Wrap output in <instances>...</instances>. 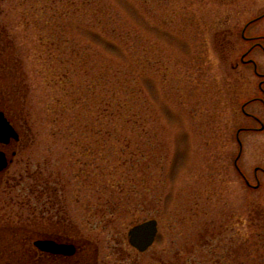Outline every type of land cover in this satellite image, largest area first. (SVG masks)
Here are the masks:
<instances>
[{"label": "rangeland", "instance_id": "obj_1", "mask_svg": "<svg viewBox=\"0 0 264 264\" xmlns=\"http://www.w3.org/2000/svg\"><path fill=\"white\" fill-rule=\"evenodd\" d=\"M90 1L0 0V106L22 138L0 200L7 191L35 207L38 192L54 196L83 234L72 236L85 242L86 264H181L178 255L186 264H264V105L242 112L264 96L251 64L240 63L247 45L225 43V27L263 12L264 0H248L247 10L246 0ZM251 26L249 36L264 35V18ZM248 60L264 74V50ZM118 81L143 125L102 117L105 99L116 107ZM152 219L155 243L138 253L127 234ZM17 223L0 235V264H21V236L10 235Z\"/></svg>", "mask_w": 264, "mask_h": 264}, {"label": "flooded vegetation", "instance_id": "obj_2", "mask_svg": "<svg viewBox=\"0 0 264 264\" xmlns=\"http://www.w3.org/2000/svg\"><path fill=\"white\" fill-rule=\"evenodd\" d=\"M256 2L255 0H251ZM225 4L227 6H230V2L232 0H225ZM245 6L244 9H248V0L244 1ZM247 3V4H246ZM262 5V4H261ZM252 4L249 5L251 7ZM231 9V7H228ZM227 10L229 12V10ZM261 8V7H259ZM257 8L255 11L252 12H257L259 10ZM235 11V10H234ZM233 11V12H234ZM238 14L244 11H240L237 9ZM244 18H247V21L243 19L240 20L242 21L241 24H238V26L233 25V26H226L225 27V34H226V45L230 47L236 46L235 44H239L241 42L242 44H246L247 47L244 51H242L240 54V63L245 66L250 65L253 67L252 71L253 74L259 78V83H258V90L259 93L264 96V74L259 73L258 71V66L253 60H248L245 61V57L251 54L252 52L255 51V47H258L261 50L263 49V46L261 43H255L254 45L252 44V41L256 40H263L264 41V35L261 36H256L252 37L249 36L248 30L251 29V25H254L256 22H258L259 19L264 18V11L261 12L260 14H254L252 16H248V14L245 12ZM229 15H231L229 13ZM227 17V24L230 23L229 19ZM234 36V38H233ZM234 41L236 43H234ZM250 45V46H249ZM230 56H228L229 58ZM11 94H14V92H11ZM252 101H258L264 105V101L261 98H254L251 100H248L242 105V112L243 115L247 118L252 117V115H249L248 113L245 112L246 107L252 102ZM0 113L3 114L4 118L8 121L10 126L16 131L18 134V140H10L7 144H2L0 143V152L5 155L6 161H7V168L0 172V185H2L4 182L5 184L10 183L11 181L9 178L5 177V173L7 169H9L12 165H15L19 163V161H16V158L18 155H20L19 148L21 144V133L18 130L15 121L12 119V117L9 115L8 111L5 110V108H2L0 106ZM253 119L259 123L262 124L261 120L259 118L253 117ZM264 129V125H261L260 130ZM245 130V129H244ZM242 130H238L236 133V142L240 147V150H242V143L239 139V133ZM237 161V160H236ZM234 161V167L235 171L243 183V185L247 188L250 187V184L245 176V174L241 171V169L237 166V162ZM20 178V177H19ZM37 179L38 184H40L42 189L45 188V182L44 180ZM47 184V183H46ZM20 185L15 184L14 187H10V191ZM34 193V191H33ZM12 195V192H7L5 195H3L4 199L1 201L0 200V235H9L8 234V227L6 223L11 220V218H16L18 219L19 228L20 231H17L16 233H10V235H20L21 238L17 239L16 244L20 247H22L20 254L18 257H20L19 262L21 264H38L40 260H47L50 264H86L87 262V257L88 254L86 253V248H85V242H78L76 241V236L72 235H83L81 233H73L72 228H71V222L67 219L66 213L61 212L60 210H55V207L59 208V204L56 202L54 199V196H48L42 192H38V198L34 199L36 200L37 206L33 207L30 205L29 201H19L17 199H14ZM10 197V198H9ZM31 200L30 202L34 201ZM57 203V204H56ZM40 207V208H38ZM15 208V210H14ZM31 208V209H30ZM25 215L27 219L24 221H21V217ZM31 216V218H30ZM10 218V219H8ZM40 221V223H39ZM37 223V224H36ZM34 227H33V226ZM26 229V231H24ZM34 235L36 237L34 238ZM39 235H42L41 237ZM6 240V237H5ZM40 240H48L55 242L56 244H61V245H71L74 247V254L71 256H64V255H55V254H50V253H44L41 252L38 248L34 246V243ZM5 250H7V243H5ZM3 248L0 249V256H2V253H6ZM219 264H221L219 262Z\"/></svg>", "mask_w": 264, "mask_h": 264}, {"label": "water", "instance_id": "obj_3", "mask_svg": "<svg viewBox=\"0 0 264 264\" xmlns=\"http://www.w3.org/2000/svg\"><path fill=\"white\" fill-rule=\"evenodd\" d=\"M17 141L18 134L10 126L8 121L0 113V143L7 144L10 140ZM7 168L5 155L0 152V172ZM158 233L157 221L149 220L132 227L128 234L129 245L138 253H145L155 242ZM34 246L41 252L55 255L71 256L74 254V247L71 245H61L48 240H40Z\"/></svg>", "mask_w": 264, "mask_h": 264}, {"label": "trees", "instance_id": "obj_4", "mask_svg": "<svg viewBox=\"0 0 264 264\" xmlns=\"http://www.w3.org/2000/svg\"><path fill=\"white\" fill-rule=\"evenodd\" d=\"M89 4H93V3L89 0ZM96 15H97V13H95V10H94L93 16H96ZM111 46H113V45H111ZM12 61H13V59H12ZM123 81H126V80H123ZM123 81L117 82L118 92L121 93V95H118V96L116 94L109 95L110 98L113 99L114 104H116V107H112L111 103H109V101L107 99H105L104 107L102 108V112H101L102 117L104 119H110L111 118V119L116 120V121L118 120L122 124H128L130 121L133 120L136 122H141V124L143 125L145 123V120H146V118L143 115V111H134L127 106L126 101L128 100L129 97L132 96L131 95L132 91H131L130 87L127 86L126 82H124V85L122 84ZM111 88H113V87H111ZM28 134H29V132H28ZM29 136H30V134L27 135V137H29ZM123 143L126 144V143H128V141L123 140ZM136 146H137L136 147L137 153L142 154V156H146L148 154V153H146L147 150L143 149L142 146H140L138 144ZM178 257L180 259H182L181 264H186V262L184 260V256L178 255Z\"/></svg>", "mask_w": 264, "mask_h": 264}]
</instances>
